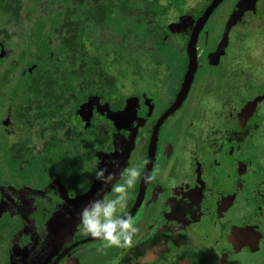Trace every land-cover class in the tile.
Instances as JSON below:
<instances>
[{"label":"flooded vegetation","instance_id":"1","mask_svg":"<svg viewBox=\"0 0 264 264\" xmlns=\"http://www.w3.org/2000/svg\"><path fill=\"white\" fill-rule=\"evenodd\" d=\"M211 1L204 6L201 15ZM245 1L234 0L233 12H230V18L226 25L230 23L232 18L242 19L246 13L245 10L249 14L250 10L255 8L256 0H247L246 4ZM221 3L212 11L208 19L213 17L217 9L220 10ZM192 17L181 16L182 23H180L182 26L190 24V30L186 34L187 41L195 23V21L193 24L189 22V20L192 21ZM205 24L199 32L196 43L197 70L200 67L203 68L204 64L213 62V60L218 63L222 53L225 52L223 47H218L213 49L209 56L210 49L207 48V56L200 60L202 59L200 53L202 51L199 50L201 47H198V42ZM179 25L177 30L181 28ZM229 26L227 29L224 28L222 38L225 37L223 34L226 35V31L230 30ZM223 39L222 43L224 44ZM204 46L206 45L204 44ZM185 71L186 67L180 78L181 83ZM195 77L181 106L172 112L159 127L155 153L143 194L140 195V178L130 188L127 194L129 196L127 202H123L122 207L116 205L118 206L116 215L129 219L136 229L128 243L122 244V246L104 247V241L86 235L81 230L79 214L92 201L107 203L116 199L118 194L113 188L114 173L119 172L120 168H122L123 175L125 169L137 168L142 176L148 156L151 134L158 118L173 103L180 89V83H176L177 80H175L171 92L167 93L170 96L169 102L163 106L159 104L161 99L156 96L157 93H162V89L158 86L151 91L146 90L147 93L144 92L145 90H141L135 94L124 96L119 95V93L105 96L92 93L78 104L77 109L80 108V105L84 106L80 109L85 118L98 116L104 132L107 134L110 130V142L98 151H90L91 156H93V159H89V164L92 163L91 169L88 173L79 176L81 180L83 179L81 185V182L74 181L76 175H69L67 172L64 174L66 177H52L39 188L26 189L5 186L13 189L12 195L2 190L4 185L0 187L1 210L5 211L6 206L12 207L14 210H10L9 213L14 212L15 215L13 216H16L18 212L19 223L12 236L7 239L0 238V264H231L236 259L240 263L239 258L245 256L242 254V250L258 251L260 242L263 240L262 234L258 233L256 226H253L251 222L240 224V226L236 225L235 223L241 218L233 214L239 211L242 203L246 205L249 202L246 194L250 188L256 200V208L262 207L260 213L264 214V200L262 199L264 196L260 190L256 191L254 181L250 188L244 189L245 182L241 183L242 179H239L238 175L235 174L230 179V187H223V185L215 183L214 175L209 179L208 170L202 167V162L198 163V161L195 163L189 161L194 165H191L193 167L190 169L191 177L188 181L171 173L173 180H177L175 181L176 184L166 185L158 176H155L159 165L164 162L166 157H170L174 150L171 140L173 132L170 130L172 124L169 127V136L166 138L163 135L164 127L168 125L171 118H176V121L180 119L181 113L177 115L176 112L182 108L189 94L198 86L195 85ZM159 81L164 82L163 80ZM228 93L231 94V92ZM164 94L166 96V93H163L162 98ZM242 95L235 99V105H238L239 108L236 107L237 109L228 113V117H226L236 126L234 130L237 132L243 126V121L245 123L249 119L251 122L254 119L256 113L253 112H256L259 103H261V100L257 101L260 98L259 95L256 97L251 93L246 99ZM218 100L222 101L223 98L219 96ZM153 106L158 108V112H153ZM145 117L152 118L147 124L149 127L148 129H146L147 125L142 127V132L138 133L134 123L141 121L144 123L143 118ZM171 122L173 123V121ZM190 124L194 125L190 121L183 129L189 130L187 126ZM185 135L188 136L187 133ZM236 135L239 137L238 134ZM139 139H143L140 142L141 145L140 143L135 145ZM127 142L130 145V147L128 146L130 151H132L129 156L132 161L127 155L126 159L120 162V154L124 150L123 148L127 149L123 144ZM210 164H207L210 168L220 166L216 159H213ZM100 169H106L105 177L111 174L112 179L109 183L95 178L96 172ZM15 192L19 194L13 195ZM258 200L262 202L260 206H258ZM44 201L51 203L50 206L53 208L44 207L46 206L45 203L43 204ZM136 202L138 205L133 208ZM16 208L24 211V214L19 211L16 212ZM36 209H43L40 215L44 216L49 213L50 216L39 220L35 215L33 216V211ZM57 226H63L64 238H52L56 236L55 229ZM244 226L251 230L242 236L238 235V229H243ZM196 228L199 229L198 235H196L198 232ZM232 229L235 230L234 234L238 235L237 238L234 237V240H232V236L229 237ZM194 236L197 237L195 239L197 243L193 240ZM54 241L55 243H53ZM200 248H207V250L215 248L219 252L213 256L207 251L205 256L211 258L203 263L199 260L194 261L189 252ZM250 260H252L250 261L251 264H261L258 260L254 261L253 258Z\"/></svg>","mask_w":264,"mask_h":264},{"label":"rangeland","instance_id":"2","mask_svg":"<svg viewBox=\"0 0 264 264\" xmlns=\"http://www.w3.org/2000/svg\"><path fill=\"white\" fill-rule=\"evenodd\" d=\"M209 1L210 0H186L183 4H180V7L182 8V12L187 9L189 10V7H195L201 10ZM233 3L234 0H223L219 8L220 10L218 11L217 9L213 17L207 20L203 32L200 35V40L198 42V47H201L199 50L202 51L200 52L202 55V59L200 60H203L205 56H207V48L210 49L209 56L211 55V51L218 47H223L225 52L224 54L222 53L218 63H215L213 60V62L204 64L203 68L200 67L199 70H197L195 85L198 86L196 89L194 88L192 90L182 108L176 112L177 115L181 113L180 119L176 121V118H171L168 125L164 127L163 135L166 138V136H169V127L172 124L170 130L173 132L171 140L173 141L174 150L172 155L170 157L168 156V158L166 157L164 162L159 165L155 176H158L162 183L166 185L176 184L175 181L177 180H173V175L171 173L175 174L180 179H187L188 181L191 177L190 169L193 167L191 165H194L193 163L198 161V163L202 162V167L208 170L209 179L214 175L215 183L229 188L231 184L230 179L236 174L239 179H242L241 183L243 181L245 182L244 189L250 188L249 185H252L254 181L256 184V191L260 190L262 196H264V0H256L255 8L251 9L249 14H247V11L244 9L246 13H244L242 19L232 18L230 23L226 25V22H228L230 18V12H233ZM246 3L247 0L245 1V4ZM175 8L178 9L179 6ZM177 9L167 8L164 13V22L162 25H164L165 28L162 31L166 32L168 29L171 30L172 33L168 32V35L172 43L167 44L166 46L168 48L166 49H159L158 52H155L156 50L154 51L157 55L165 52L160 62H148L147 59L143 60L142 54L141 56H130L125 60L120 55H117V50L115 48H112V51L104 61L106 62L104 68L110 75V79L114 80V86L110 87L111 90L106 91V94H102L101 96L114 95V93H119V95L121 94L124 96L135 94L141 90H145L144 92L147 93L148 90L151 91V89L158 86L162 89V93L156 94V96L161 99L159 100V104L163 106L169 102L170 96L169 94L167 95V93L171 92L175 80H177L176 83L181 84V68H183L180 66V64H182L181 58L176 56L175 52L176 49H180L184 43L187 44L186 34L190 30V24H185L183 27L179 22L181 16H179L180 11ZM175 23L177 24L174 25ZM178 25L183 28L177 30L176 28ZM228 26L230 30L226 31L228 34H223V36H225L223 38H226L223 39L222 33L224 32V28L227 29ZM179 31H182V33H178ZM222 39L225 41L224 44L222 43ZM204 44L206 46H204ZM168 52H172V54L169 55L167 54ZM151 54L152 53H150V55ZM181 55H183V53H181ZM148 57L149 56L145 58ZM129 60L131 62L128 66L127 62H129ZM137 61L141 62V69H139L136 64L132 63ZM159 80H163L164 82L161 83ZM228 92H231V94ZM163 93H166V96L164 94L162 98ZM251 93L256 97L259 95L260 98L257 101L259 102L261 100V103H259L260 105L256 112H253L256 113L254 119L251 122L247 119L243 124L244 127L241 126L237 132L234 130L236 126L226 117H228V113L234 112L235 109H237L236 107L239 108L238 105H233L235 104V98L243 94L242 96L246 99ZM219 96L233 103L231 105L232 107L224 102V105L228 107H222L223 104L221 105L217 100ZM82 106L83 105H80V108ZM80 108L76 109L77 119H72V121L77 125V133H80L78 134L80 140L77 145L82 146V144H79L82 140H84L85 143L82 148H77L75 145L73 146L72 142H69L68 145L69 151L74 148H76L77 151H81L76 157L81 159L82 164H80V168H76L73 164L65 168L66 166L62 165L63 163H59L57 167L53 166V172H58L64 177H66L64 174L67 172L69 175H73L72 173L74 171H77L80 175L88 173L92 164H89V159H93L90 151H97L94 148L90 150L91 143L99 145L100 147H106L110 142V130H108L107 134L104 132L99 117L94 116L89 119L87 117L85 118ZM15 112L16 104L9 108V111H6V114H4L2 118V123L4 124L2 126L3 138L0 137V149L2 150L9 148L15 143H21L24 141L25 137L28 136L26 125L22 119L18 116H13ZM153 112H158V108H154L153 106ZM143 119L145 121L144 123L142 121L134 123L138 133L142 132V127H145L152 118L145 117ZM131 121L134 122L133 120ZM171 121H173V123ZM190 121H192L194 125L192 126L190 124L187 126L189 130L183 129ZM148 127L149 125H147L146 129H148ZM185 133H187L188 136H186ZM236 134H238L239 137H237ZM68 137L71 138L72 135H68ZM48 138H50V135ZM48 138L45 136L41 141H38L36 136L33 135L34 143L40 149L41 153L44 151V145ZM63 138L64 135H62V139ZM131 141L134 142L133 140ZM142 141L143 139H139L136 141V144H134L137 145ZM128 142L123 144L127 149L123 148L124 150H122L120 154V162L126 159L125 157H127V155L129 158L132 152L129 149L130 145ZM34 143L29 144V148L32 150H39L35 148ZM64 151H67V149L64 148ZM6 156L7 155H5V157ZM64 156V164L69 161L74 162L72 159L75 156H68V154ZM85 156H87L86 161L84 159ZM213 159H216L220 166H217V168H210L207 164L211 165L210 163ZM129 160H131V157ZM189 161L193 163L191 164ZM57 162H59V160H57ZM85 163L87 165H85ZM244 168H246L245 175L243 174ZM3 172L6 175L9 174V171L4 170ZM16 176L19 178H17V183L14 184L15 187L20 185L21 187L26 186L28 188H34L41 184L40 179L42 177L39 178L40 175L35 170H29L26 176L19 174ZM114 176L115 182L113 188L116 189V187L124 183L125 176L123 175L122 168H120L119 172L114 173ZM4 179L7 180L6 178ZM75 179V181L80 180V185L82 184L83 179ZM74 185L77 186V184ZM80 185L78 184V186ZM12 188L3 186L2 190L12 195ZM129 191L130 189L127 190V194ZM17 192L13 193V195L19 194ZM246 196L249 202L246 205L242 203L239 211L233 213L241 218L237 222L239 224H235L240 226V224L251 222L253 226H256L258 233L262 234L263 240L260 242L259 250L256 252L252 250H242V254L245 256L240 257L239 262L241 264H251L250 261L252 260L250 259L253 258L254 261L258 260L259 263L264 264V214L260 213L262 207L259 209L256 208V200L253 192H251V188ZM128 198L129 196H127L123 202L126 203ZM262 199L264 200V198ZM46 201L43 202V204L45 203L46 205L44 207L53 208V206H50L51 203L49 204ZM261 203L262 202L258 200V206H260ZM116 208H118V206H116ZM31 209L32 207L30 210ZM41 211H43V209L34 210L33 216L35 215L39 220L50 216L49 213H46L44 216L40 215ZM42 228L41 226V229ZM62 229L63 226H57L55 229L56 236L52 238H64ZM196 231H198L196 234L198 235L199 229L196 228ZM195 236L193 240L197 243V240H195L197 237ZM53 243H55V241ZM195 250L196 251L189 252L191 253V258H193L194 261L199 260V262L202 263L211 258L210 256H205L207 251L210 254L212 253L213 256L219 252L215 248H210L208 250L207 248H200ZM248 260L249 262H247ZM240 263H238L236 259L232 261L231 264Z\"/></svg>","mask_w":264,"mask_h":264},{"label":"trees","instance_id":"3","mask_svg":"<svg viewBox=\"0 0 264 264\" xmlns=\"http://www.w3.org/2000/svg\"><path fill=\"white\" fill-rule=\"evenodd\" d=\"M184 1L0 0V137L3 138L2 118L15 104L16 112L12 114L22 119L28 131L21 143L0 149V187H15L19 178L16 175L26 176L29 170H35L42 177L41 184L36 186L39 188L52 177H64L53 172V166L63 163L65 168L70 164L81 167V159L76 157L81 151L76 148L69 151V142L77 148L85 143L82 140L79 142L82 146L77 145L80 133L72 119H77L78 104L87 96L106 94L114 86L104 68L106 57L115 48L125 60L142 54L143 60L160 62L165 52L157 55L154 51L166 49L172 43L168 35L171 30L162 31L166 9L175 10L179 6V16H193L191 24L203 11L204 6L201 10L189 7L182 12L180 4ZM175 54L181 58L184 72L186 44L176 49ZM132 63L141 69V62ZM218 101L221 105L233 104L224 99ZM33 135L38 141L50 135L42 153ZM33 143L39 150L29 148ZM93 148L98 151L103 147L91 143L90 150ZM66 154L75 156L74 162L64 164ZM72 174L75 178L80 176L77 171ZM4 210L0 207V238L7 239L19 226L17 211L22 214L24 211L16 208L13 216L14 212L9 213L14 210L12 207L6 206Z\"/></svg>","mask_w":264,"mask_h":264},{"label":"clouds","instance_id":"4","mask_svg":"<svg viewBox=\"0 0 264 264\" xmlns=\"http://www.w3.org/2000/svg\"><path fill=\"white\" fill-rule=\"evenodd\" d=\"M105 171L106 169L98 170L95 178L109 183L112 176L109 174L105 177ZM124 176V183L115 189L118 194L116 199L107 203L92 201L79 214L81 230L86 235L104 241V247L122 246L130 241L131 235L136 231L129 219L116 215V205L123 206L122 202L127 197V190L141 178V172L137 168H127Z\"/></svg>","mask_w":264,"mask_h":264},{"label":"water","instance_id":"5","mask_svg":"<svg viewBox=\"0 0 264 264\" xmlns=\"http://www.w3.org/2000/svg\"><path fill=\"white\" fill-rule=\"evenodd\" d=\"M223 0H212L211 3L205 8L203 14L196 19L189 39L187 41L186 44V54H187V66H186V71L182 80V83L180 85V89L173 101V103L169 106V108L166 109V111L158 118L156 125L153 129V132L151 134V138H150V143H149V147H148V156L146 159V164L143 168V172H142V176H141V182H140V195L143 194V191L145 189L146 186V182L148 180V175L150 172V168L152 165V161H153V157H154V153H155V147H156V141H157V136H158V131H159V127L160 125L163 123V121L175 110H177L182 102L185 100L192 81L196 75V70H197V66H198V55H197V47H196V43L198 40V35L200 30H202L204 24L206 23V21L208 20V17L210 16V14L212 13V11L222 2ZM242 122V121H241ZM242 124H244V121L242 122ZM138 205V202L135 203L134 207ZM251 230L250 228H243V229H238L240 236L244 235L245 233H247V231ZM235 230H231L230 232V236H232V240H234V237L237 238V234H234ZM240 238V237H239Z\"/></svg>","mask_w":264,"mask_h":264}]
</instances>
